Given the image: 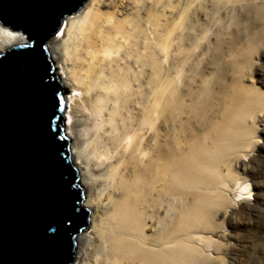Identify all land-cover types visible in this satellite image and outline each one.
Wrapping results in <instances>:
<instances>
[{"label":"bare ground","instance_id":"1","mask_svg":"<svg viewBox=\"0 0 264 264\" xmlns=\"http://www.w3.org/2000/svg\"><path fill=\"white\" fill-rule=\"evenodd\" d=\"M117 1L87 0L47 42L70 88L65 128L90 211L92 234L77 237L72 264H207L215 216L232 199L229 165L254 146L259 100L239 79L218 95V72L197 85L178 68L191 48L170 17L183 24L202 0L149 1L145 21L128 6L136 0ZM254 9L264 17V0ZM26 38L0 20V55ZM172 46L174 72L159 59ZM236 185L244 197L248 186Z\"/></svg>","mask_w":264,"mask_h":264},{"label":"water","instance_id":"2","mask_svg":"<svg viewBox=\"0 0 264 264\" xmlns=\"http://www.w3.org/2000/svg\"><path fill=\"white\" fill-rule=\"evenodd\" d=\"M86 1L0 0L2 24L27 37L0 55V264H72L90 225L47 45Z\"/></svg>","mask_w":264,"mask_h":264},{"label":"rangeland","instance_id":"3","mask_svg":"<svg viewBox=\"0 0 264 264\" xmlns=\"http://www.w3.org/2000/svg\"><path fill=\"white\" fill-rule=\"evenodd\" d=\"M149 1L153 2L136 0L128 6L142 8V20L145 21L150 12L155 11L149 7ZM160 1L178 8H183L187 1L192 5L191 0ZM261 1L202 0L203 6L192 7L190 18L183 24L176 18L179 14L169 20L168 26H176L177 31H182L184 45L191 48V56L184 65L177 64L190 82L202 84L204 77L218 72L221 82L217 83L218 78L214 81L218 95H221L223 82L236 78L254 87V96L259 100L253 119L254 146L245 157L240 155L238 162L229 165L236 181L229 185L231 201L215 216L214 232L209 234L214 245L206 249L210 255L207 264H260L264 261V17L254 9V4ZM172 48L167 56L161 53L159 59L165 70L174 72L177 65L170 56ZM65 89L66 98L70 88ZM66 109L65 117L67 104ZM236 183L248 186L244 197L251 193L249 198L238 197ZM84 233L92 234L89 228Z\"/></svg>","mask_w":264,"mask_h":264},{"label":"clouds","instance_id":"4","mask_svg":"<svg viewBox=\"0 0 264 264\" xmlns=\"http://www.w3.org/2000/svg\"><path fill=\"white\" fill-rule=\"evenodd\" d=\"M253 255H255V253H253ZM260 264H264V261H261Z\"/></svg>","mask_w":264,"mask_h":264},{"label":"snow or ice","instance_id":"5","mask_svg":"<svg viewBox=\"0 0 264 264\" xmlns=\"http://www.w3.org/2000/svg\"><path fill=\"white\" fill-rule=\"evenodd\" d=\"M57 30H58V28H57Z\"/></svg>","mask_w":264,"mask_h":264}]
</instances>
